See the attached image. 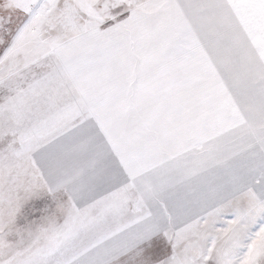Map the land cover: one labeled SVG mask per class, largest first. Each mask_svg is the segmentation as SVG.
<instances>
[{
	"label": "snow or ice",
	"instance_id": "obj_1",
	"mask_svg": "<svg viewBox=\"0 0 264 264\" xmlns=\"http://www.w3.org/2000/svg\"><path fill=\"white\" fill-rule=\"evenodd\" d=\"M0 264H264V0H0Z\"/></svg>",
	"mask_w": 264,
	"mask_h": 264
}]
</instances>
